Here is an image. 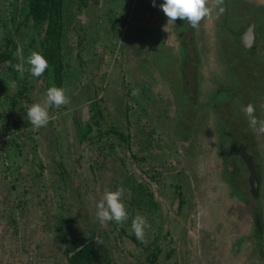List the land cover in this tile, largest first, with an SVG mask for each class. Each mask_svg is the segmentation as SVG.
<instances>
[{
	"label": "flooded vegetation",
	"instance_id": "obj_1",
	"mask_svg": "<svg viewBox=\"0 0 264 264\" xmlns=\"http://www.w3.org/2000/svg\"><path fill=\"white\" fill-rule=\"evenodd\" d=\"M10 7L13 11L12 19L17 20V26L27 27L28 33L30 35V41L27 44H21V52L19 51L20 45L14 39V32L2 37L0 39V54L9 48V43L13 42L15 45L13 53V66L19 63V59L26 58L31 52L37 51L43 54V33L44 28L41 24H34L33 17L29 13V8L23 0H10ZM13 3V4H12ZM207 3H212V0H207ZM92 4L98 6V3H87L85 1H78L75 12L84 13V10ZM264 3L260 0H229L227 7L231 8L228 13H225V19L222 20L221 33H223V24L229 26H234L236 30L233 35V42H230L231 46L240 47L243 50H247L244 53L243 66L240 68V73L242 77L248 76L254 73L252 79L247 85H240L236 83L234 85L233 96L238 101V109L230 110L229 101L226 102V109L224 110L221 106L219 107L217 101L215 103L216 90L211 89L212 92L206 101L201 102L196 96L189 94L186 95L185 103V117L192 116L195 113V109L201 108L202 105L205 107H212V111L216 113L219 120L217 124V133L215 138V145L217 147V152L212 155V162L216 165L217 176L220 178L219 181H223L227 185V192L224 198H226L228 205L226 208L225 204H219L215 202L214 208L211 209L214 199H211L210 195H205L200 201H196V210H201L203 215L202 221L204 222L207 232L213 226V220H215V214L221 213L226 214L227 212L234 209H240L242 216L245 211L249 214L251 221H253L252 232L248 231V235L238 238H234L235 242L232 246H236L240 249V245L244 243L249 246L250 251L256 252L259 255L258 258L264 260V253L261 250L264 242H262V221L263 217L261 212L254 209V205H259V199L261 196V190H264V166L263 161H261L260 155L262 154V148L260 146L261 141L257 138L254 132V126H250L248 123V118L244 115L242 108L251 104L254 108V113L259 120L262 117L264 120V61L259 59L254 55V51L251 48L258 38V29L261 27V39L264 41V18L259 19V24L252 21H244L250 12L255 9H259ZM224 6V1H223ZM225 8V6H224ZM240 10L241 17L232 14L233 9ZM64 0H62V15L64 23ZM153 13L151 9L149 15ZM77 14H75L77 16ZM74 15V17H75ZM215 16V15H214ZM149 18V16H148ZM207 19V17H206ZM148 21V20H147ZM73 23V22H71ZM146 23V22H145ZM144 23V24H145ZM70 21H68L67 26H64L65 30H69L71 26ZM72 25V24H71ZM176 28L175 31L179 34V31L183 30V34L179 36H186L187 42L183 40L179 42V53L184 59V73L179 77L181 84L184 81V86L194 83L196 80L197 72L200 69V60L196 47H192L193 41L189 38V32L192 31V27L189 26L187 21H181L179 18L175 21ZM146 27L149 29H144L142 33L140 30L141 38L143 36H157L154 27V22L148 21ZM217 40H212L210 49L213 53L214 66H221L216 62L219 61V57L222 56L226 58V54H217L216 49L221 46V37L226 34H221ZM31 35H34L35 40ZM64 34L61 35V39ZM148 37V38H149ZM214 37V36H213ZM242 37V39H240ZM235 38V39H234ZM60 39V42L62 41ZM63 42V41H62ZM186 43V47L185 44ZM216 43V44H215ZM139 45L136 50L132 47L135 53V58L137 60V65H143L145 68L148 63L145 62V58L148 59L150 64H154L156 58H162L163 61L167 58L166 48L164 41L160 39V44L157 45L155 53L151 56H144L141 54L142 46L140 42L133 43ZM60 43V49L57 55V63H60L59 71H55L53 64H49V67L45 69L44 73L40 77H32L27 71L20 73L13 66L12 69H7L6 67V57L2 61L0 55V184L6 181V203L1 206V212L6 217V231L11 236L16 237V235L11 234L13 230L16 231L18 221L14 216L18 209V213L22 212L24 207L23 201H17L15 204L10 202L8 198L9 194H18L19 192L30 193L28 184L25 181L31 182L32 185L36 186V190H40V184L47 186L48 180L45 176H42L41 161H36L31 159V153L23 150V156L17 153L19 144L17 141L13 142V138L19 129L27 128L29 126L31 129H35L27 120V118L22 122L21 117L17 114V108L19 106V101H27L24 97V93L27 89L26 83L30 82L32 88L39 87L43 94L47 89V81L51 82V86L55 85L61 87L63 73L61 71L62 65H65L63 54L67 53V47H63ZM242 46H246L242 48ZM185 47V50H184ZM259 49V44L257 45ZM188 50V51H187ZM237 50H239L237 48ZM4 56V55H3ZM99 57V55L97 56ZM187 57V58H186ZM185 59L187 60L185 62ZM23 61L20 64H23ZM63 61V62H62ZM224 67H220L222 70V78H215L216 82L231 80V74L228 67L231 65L226 58ZM67 63V62H66ZM146 63V66L145 64ZM156 63V62H155ZM83 72L87 73L88 70L84 67V63L81 64ZM27 68V65H24ZM142 68V69H144ZM250 68V69H248ZM142 69H137L141 71ZM216 74V73H215ZM20 75H23L20 77ZM230 76V77H229ZM234 77L232 76V79ZM256 78H259L256 80ZM22 79V80H20ZM147 80V79H146ZM6 81L7 86L12 84L16 85V91L12 94H6ZM126 79L121 77V82L119 85L121 88L126 89L125 94L131 91L133 87L135 90L138 85H141L140 91L145 92L148 95V106L149 108L139 107L136 110V117L133 115V110L131 105L122 97L120 90L118 88H113L114 97L110 92L102 98L99 95L96 96L94 93V85L87 78V81L83 83V90L85 88L87 94V108L83 109V117L80 120H72V130L74 131V138L77 143V147L74 150V158L76 164L75 176H70L69 172H66L64 165L60 162L59 158H54L55 174L57 176L53 178V184L56 187L62 188L64 192L63 202H59L55 205L54 210L46 217L51 218V223L45 222L42 227L50 228V236L54 232V235L59 238L60 230L62 231L63 238V253L64 260L63 264H160L159 260H167L174 255L165 252L171 250L166 244L170 242V236L167 231H169V222L167 220V209L165 208V198L163 195L165 181L171 176L172 165L167 161L164 151L169 152V148L164 146L166 140H169L168 135H172L174 145L183 144L182 140L189 136V127H183L179 125V118L184 113L183 103L184 97L181 98V114H176V124L171 126L172 132H167L164 124L163 117L165 116V110L163 106L166 104L170 108V102L174 99H169V104L165 99L163 90L155 89L152 86V82L147 80L148 83L135 82L138 83L135 86H130L126 88ZM21 86L18 88L17 84ZM225 84V83H224ZM131 85V84H130ZM226 86V84H225ZM227 88V87H226ZM197 89V88H196ZM131 97L133 94L131 93ZM114 98V102L112 100ZM153 99L156 102L152 101ZM101 100L109 101V116L106 119V114L102 113L100 109L102 108ZM152 107V109H151ZM153 107L159 110H154ZM27 108V107H26ZM25 109H23V114H25ZM210 110V108H209ZM147 111V112H146ZM176 111V110H175ZM169 110H166L168 115ZM147 113L152 121L148 122L147 125L139 123L140 118L144 115L147 117ZM160 113V115H157ZM188 114V115H187ZM233 118H231V115ZM163 116V117H162ZM169 116V115H168ZM229 118V121H228ZM226 119V120H225ZM225 122V123H224ZM22 124V126H21ZM230 124V125H229ZM179 125V126H178ZM231 127V130L229 126ZM161 138V140H160ZM31 146L35 150L37 147L38 140L36 137L31 138ZM10 141V151L7 154L14 153L19 159L23 158V161H27L29 165L32 166V174L24 180L21 176H9L6 174V142ZM260 141V142H259ZM157 148H163L162 155L156 156L154 150ZM177 149V147H176ZM153 151V152H152ZM55 154V151H52ZM26 154L27 156H25ZM4 155V156H3ZM56 155V154H55ZM98 155V159L94 157ZM91 156L94 158V163L91 164ZM27 157V158H26ZM248 157L250 160H248ZM82 160V162H81ZM82 165V173L80 172L79 166ZM181 169L175 170L179 173ZM69 171V170H67ZM175 173V174H177ZM174 174V175H175ZM184 174V170H183ZM184 176H188L185 175ZM203 181L205 178H201ZM169 181V180H168ZM158 184V185H156ZM41 185V186H42ZM122 189V198L126 205V210L128 212V220L124 221L123 224L130 226V221L136 215H142L145 217V238L143 242L137 240L131 232H128L125 226L117 227L112 222H105L101 225L95 217V203L99 200L105 191L115 190L116 188ZM254 195H251V192ZM177 199L181 203V193L177 190ZM68 198H67V197ZM177 201V202H178ZM33 203V202H31ZM218 206V209H217ZM260 206V205H259ZM169 207V206H168ZM179 210L177 214L179 215L181 206H178ZM206 209V210H205ZM198 217V216H197ZM199 219V217L197 218ZM13 228V230H12ZM162 230L164 233H162ZM117 236V240H114L113 235ZM198 233H195L196 235ZM241 238V240H240ZM237 240H240L238 245ZM175 241V237L172 238ZM242 242V243H241ZM119 243V244H118ZM167 248L165 250V248ZM87 248V254L90 259L89 262L82 260L80 263L72 262L73 254L78 251ZM109 249V250H108ZM239 251V250H237ZM165 252V253H164ZM206 253L207 251L204 250ZM207 256V253H206ZM199 256V261L202 264H207L208 260ZM211 257V256H210ZM211 264H213V259H209ZM256 258L253 260V264L256 263ZM177 262H180L177 260ZM176 262V263H177ZM182 263V260L179 264ZM216 263V262H215ZM251 264V263H248Z\"/></svg>",
	"mask_w": 264,
	"mask_h": 264
},
{
	"label": "rangeland",
	"instance_id": "obj_2",
	"mask_svg": "<svg viewBox=\"0 0 264 264\" xmlns=\"http://www.w3.org/2000/svg\"><path fill=\"white\" fill-rule=\"evenodd\" d=\"M78 1L94 2L98 3V6L92 4L84 10V13L77 14L75 10ZM260 1L264 3V0ZM161 2L162 0H156L154 6L151 0H64V24L67 26L68 21H70L69 26L71 27L69 30H65L61 39L63 42H60L61 45L63 44L62 49L67 47L68 50L66 54H63L65 65H62L61 68L64 74L61 87L68 97V102L59 107L49 108L50 119L46 126L35 127V129L27 126V128L19 129L13 138V142L17 141L19 144L17 149L19 155L23 156L24 150L31 153V159L41 161L42 168L40 172L42 176L47 178L48 184L47 186L40 184V190H36V186L25 181L28 188L31 189L29 194L19 192L18 194L8 195L10 202H13V204L18 200L24 202L22 212L18 213L17 209L14 214L15 218L21 221L20 224L18 221L16 231L12 228L13 233L10 232L16 237L9 235L6 231V217L1 212V206L6 203V181L0 184V264H63V261H65L62 250L64 238L62 231L60 230L59 238H57L54 232L50 236V228L42 227L45 222L50 225L51 218L47 219L46 217L54 210L53 207L59 202L64 203L63 199L66 200V198H63L62 188L53 185L55 184L53 178L57 176L55 174L54 158H59L70 176H75L76 164L73 158L77 143L71 124L73 119H82L83 109L85 106L87 108V94L82 86L87 78L94 85L96 96L99 95L102 99L107 91L114 97L113 88H118L122 97L131 105L135 117V109L139 107L149 108L147 105L148 95L140 91L141 85H138L136 90L131 87L133 91L130 89L125 94L126 89L121 88L119 85L121 77H124L125 82L128 83L126 88L138 84L135 82L136 80L139 83H148L147 80H149L153 83L152 86L155 89L163 90V96L167 100V104H169V99H174L169 104L170 108L166 104L162 108L165 110V116L162 117L166 134L169 130L172 132L171 126L176 124V114H181L180 100L184 97V113L179 118V125L189 127V136L182 140L183 144L180 143L176 146L172 142V135H168L167 137L170 139L163 142L164 146L169 148V152L164 151L165 157L170 159L167 163L169 162L172 165L171 176L165 181L167 184L166 187L164 184L163 191L166 200L165 208L168 210L166 217L169 222V231L166 233L169 234L171 239L166 245L172 247H170L171 250L165 252L171 253L174 257L167 260H162L161 257L160 264H179L181 260V264H202L199 261V256L203 254V258L208 260L207 264H211L210 258L214 260L212 261L213 264H253L255 258L257 264H264V260L258 258L259 255L256 252L250 251L249 246L244 241L241 242L240 249L232 246V243L235 242L234 238H243L248 235V231L252 232L253 221H251L246 211L243 214L244 216H242V212H239L241 208L234 210L231 208L224 215L216 213L213 226L209 232L205 228L202 216H199L204 213L201 210L193 211L196 210L195 204L198 205L202 201L201 198L205 196L203 193H206V196L210 195L211 199L218 196L213 202L214 204L211 205V209L214 208L215 202L218 203V206L219 204H225L224 207L226 208L228 202L223 196H225L228 188L222 180L219 181L218 171L215 175L216 165L211 160L212 155L217 152L214 140L219 120L216 113L212 111V107H209V110L208 107L202 105L201 108L195 109L192 116L187 114L188 116L185 117L186 95L192 94L199 98V101L204 102L211 94V89L214 88L216 95L213 103L217 101L218 106L225 110L226 102L229 101L230 110L238 109V101L233 96V87L236 83L247 85L254 73L242 77L240 68L243 66V60L246 57H243L244 53L237 50V47L235 48V46L229 44L233 42V36L228 34L227 37L224 36L226 37L225 40L222 38L223 43L216 49V52L219 55L226 54V58L231 64L228 67L231 80L223 81L226 86L224 83L222 84L221 80L219 82H216L217 79L214 80L216 77L222 78V70H219V68L224 67L225 61L223 60H226V58L220 56L219 61L216 63L221 66H214V61H212L214 52L212 53V50H209L215 34L217 35L219 32L217 39L220 36L221 31L219 28L223 18L222 14L219 16L215 14V0H212V3H207L213 9L212 15L208 16L207 19L203 18L198 26L192 29L193 32H189V38L193 41L191 48L196 47L200 60V69L197 72L196 80L189 85L184 86V81L181 84L179 77L184 73V59L178 52L179 47L181 48L179 42L182 40L187 42V37L184 35L179 36L174 29L176 25L166 23L167 18L159 8ZM10 4V0H0V39L14 32V39L20 45L19 51L21 52V44H27L30 41V35L26 26H17V20L12 19L13 11ZM151 9L153 13L149 15ZM238 13L233 12L232 14L241 17V11L238 10ZM245 15H248V13ZM147 20L151 23L154 22L157 36L152 37V39L151 36L141 38L144 29H148L146 27ZM140 30H142L141 34ZM32 38L35 40L36 37L31 35ZM160 39L167 46L165 50L168 54L167 58L164 61L162 58H156V63L154 62L153 65L145 58V62L148 63L147 66L144 63L145 68L142 64L137 65L136 52L131 48L135 47L134 50H136L139 45L133 43L139 44L140 42V46H142L141 54L147 57L155 53L157 45L160 44ZM184 44L186 47V43ZM253 53L264 61V41H260L259 49L256 48ZM98 55L99 57H97ZM22 61L23 59L20 58L18 64ZM82 62L88 70L87 73L83 72ZM137 69L142 70L138 71ZM22 76L20 75V77ZM17 86L19 88L21 85L18 83ZM49 86H51V82L48 80L47 87ZM26 87L30 88L24 93L27 101H19L17 108V114L21 117L22 122L27 118L23 114V109L32 103L39 102L44 97L43 92L39 89L40 86L35 88L33 85L32 88L29 82L26 83ZM6 89V94H12L16 91V85L12 84L8 87L6 81ZM131 93H135L133 97H131ZM112 100L114 102V98ZM152 101L156 102L155 99ZM101 102V114L105 113L106 119L110 118L108 113L109 101L101 100ZM153 109L155 111L159 110L156 107H153ZM166 110H169V116L166 114ZM157 115H160V113H157ZM231 118H233L232 115ZM259 118V120H263L262 117ZM148 122L152 123L148 113L147 117L144 115L139 120V123L144 125H147ZM229 128L231 130L230 126ZM254 132L261 141L262 154L260 157L264 166V133L259 132L256 126H254ZM34 137L38 140L35 150L31 146V142L34 141L31 138ZM6 143V174L21 176L26 180L29 177L27 175L32 174V166L27 161L29 158L26 157V161H23L22 157L19 159L14 153L7 154L10 151L8 147L10 141ZM53 150L56 155L53 154ZM162 151L163 148L156 147V150L152 152L156 156H161ZM94 157L98 159V155H94ZM90 162L91 164L94 163L92 156ZM79 169L83 174L82 165L79 166ZM179 169H181L179 173L175 172ZM183 170L184 174L188 176H184ZM205 176L206 180L203 181L201 178H205ZM0 179L2 180V176H0ZM262 179L264 181V177ZM177 190L181 193V203L177 199ZM251 195H254L253 191ZM196 201L200 202L197 204ZM259 205H254V209L261 212L263 217L261 241L264 242V190H261ZM178 206H181L179 215L177 214ZM197 216L199 219H197ZM123 225L128 232H131L130 226ZM162 233H164L163 230ZM195 233L198 234L194 235ZM173 237H175V241H172ZM113 238L117 240L115 234ZM240 240H237L238 245ZM204 250L207 251V256ZM261 250L264 253V244ZM177 260L180 262H177Z\"/></svg>",
	"mask_w": 264,
	"mask_h": 264
},
{
	"label": "clouds",
	"instance_id": "obj_3",
	"mask_svg": "<svg viewBox=\"0 0 264 264\" xmlns=\"http://www.w3.org/2000/svg\"><path fill=\"white\" fill-rule=\"evenodd\" d=\"M151 3L155 6L156 0H151ZM214 6L217 16L223 13V0H215ZM159 8L167 18L166 23L175 25L176 19L179 18L181 21H187L192 28H196L199 22L212 15L213 11L207 5V0H162ZM25 64L27 68L24 67ZM13 67L20 73L27 71L32 77H40L49 65L42 53L33 51L24 58L23 64H16ZM67 102L68 97L65 95L64 89L52 85L47 87L44 97L39 102L32 103L26 108L25 115L33 127H44L50 119L49 108L59 107ZM242 111L248 118L249 125L256 126L259 132L264 133V120H258L253 115V106L247 104L242 108ZM95 217L101 225L105 222H112L117 227L122 226L123 222L128 220L121 188L103 192L101 198L95 203ZM145 226L146 220L142 215H136L130 221L132 235L141 242L145 238Z\"/></svg>",
	"mask_w": 264,
	"mask_h": 264
},
{
	"label": "trees",
	"instance_id": "obj_4",
	"mask_svg": "<svg viewBox=\"0 0 264 264\" xmlns=\"http://www.w3.org/2000/svg\"><path fill=\"white\" fill-rule=\"evenodd\" d=\"M223 1H224L225 8L222 13V16H223L222 20L225 19V15H226L225 13L229 12V8L227 7V3L229 4V0H223ZM23 2H25L26 6L29 8V13L33 17L34 24H41L44 28V33L42 34L43 35L42 37L43 45H44L43 56L47 59L48 65L53 64V66L55 67L56 64L54 63H57L56 57L60 49L61 35L64 34L62 0H23ZM259 6L260 8L258 10L255 9L253 12H250L247 18L246 19L243 18V20L257 22L259 24V19L264 18V7L263 5H259ZM232 11L238 13V9L236 10L233 9ZM235 30L236 28L234 26L232 27L227 24H223L224 34L228 32V34L233 36ZM179 34H183V30L182 31L180 30ZM261 34H262L261 27H259L257 41H255L253 46L249 48V50L251 49L252 52L255 51V49L257 48V45L259 44L258 40L261 39ZM224 36L221 37V43H223L222 38H224L225 40V38L227 37V36L226 37ZM228 40H229V37H228ZM237 48L239 49L240 52L248 54L247 50H243L239 46ZM14 49H15V45L13 44V42L12 43L10 42L9 48L0 54L2 57V61L6 57L7 69H12V66H13L12 58H13ZM184 50H185V47H184ZM59 65L60 63L58 62V66ZM58 66L55 67L54 69L55 71H59ZM246 74L249 75V72H246ZM257 79L259 78H256V80ZM228 121H229V118H228ZM86 252H87V248L81 251H78L76 254H73L71 261L73 263L74 262L80 263L82 262V260L85 261L86 263L89 262L90 257Z\"/></svg>",
	"mask_w": 264,
	"mask_h": 264
},
{
	"label": "water",
	"instance_id": "obj_5",
	"mask_svg": "<svg viewBox=\"0 0 264 264\" xmlns=\"http://www.w3.org/2000/svg\"><path fill=\"white\" fill-rule=\"evenodd\" d=\"M240 39H242V37H240ZM246 46H242V48H245ZM248 160H250V158L248 157Z\"/></svg>",
	"mask_w": 264,
	"mask_h": 264
}]
</instances>
